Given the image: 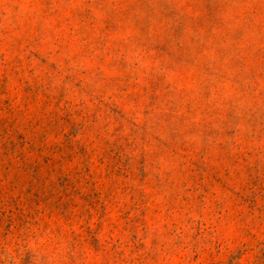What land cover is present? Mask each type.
Here are the masks:
<instances>
[{"label": "rangeland", "instance_id": "1", "mask_svg": "<svg viewBox=\"0 0 264 264\" xmlns=\"http://www.w3.org/2000/svg\"><path fill=\"white\" fill-rule=\"evenodd\" d=\"M0 264H264V0H0Z\"/></svg>", "mask_w": 264, "mask_h": 264}]
</instances>
